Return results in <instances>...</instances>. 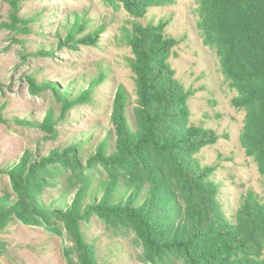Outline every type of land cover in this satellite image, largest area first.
Segmentation results:
<instances>
[{
	"label": "trees",
	"instance_id": "obj_1",
	"mask_svg": "<svg viewBox=\"0 0 264 264\" xmlns=\"http://www.w3.org/2000/svg\"><path fill=\"white\" fill-rule=\"evenodd\" d=\"M196 1L202 43L214 50L223 77L236 93L231 106L244 113L239 144L263 178L264 191V0ZM104 2L140 20L151 8L175 0ZM166 25L162 20L133 23L128 30L136 99L129 111L126 91L117 89L110 129L86 158L80 140L37 159L26 151L0 171L8 176L14 194L13 199L0 197V230L13 217L28 226L63 224L72 242L67 264H101L81 229L93 217L114 233L134 235L146 264H264V202L248 190L232 220L224 216L213 169L197 158L214 137L190 122V92L168 63L174 41L165 34ZM87 27L75 17L64 26L58 46L94 45L99 30L87 32ZM23 30L29 32L26 26ZM40 55L52 57V51L34 53ZM104 78L100 73L89 86L74 91L28 77L33 95L53 87L59 116L49 110L42 122H18L54 136L70 110L92 102V90ZM66 171L72 174L73 189L66 188L59 199L46 204L43 189ZM94 173L104 177L93 183Z\"/></svg>",
	"mask_w": 264,
	"mask_h": 264
},
{
	"label": "rangeland",
	"instance_id": "obj_2",
	"mask_svg": "<svg viewBox=\"0 0 264 264\" xmlns=\"http://www.w3.org/2000/svg\"><path fill=\"white\" fill-rule=\"evenodd\" d=\"M75 17L87 22V32L99 30L98 41L76 49L59 47L64 26ZM160 20L167 23L165 34L174 41L168 63L175 78L190 92V122L214 137L197 158L201 165L213 169L224 216L232 220L248 190L264 202L263 178L239 144L244 113L231 106L236 93L223 77L214 50L202 43L196 26V0H175L172 5L151 8L140 20L104 0H0V171L17 163L26 151L37 159L80 140L84 141L86 158L110 129L117 89L126 91L129 111L136 99L128 63L132 56L126 40L128 30L133 23L146 25ZM25 26L28 33L23 30ZM39 49L52 51V57L34 56ZM100 73L105 78L92 90V102L70 110L66 119L58 122L54 136L18 122H42L49 110L59 116L60 104L53 87L46 86L41 94L33 95L28 77L77 91L89 86ZM71 175L66 171L53 176L49 180L53 185L45 186L41 199L48 204L59 199L66 188L72 190ZM103 177L94 173L93 183ZM4 195L14 197L8 176L0 172V197ZM81 229L93 245L97 262L146 264L134 235L114 233L96 217L81 224ZM70 237L61 223L28 226L13 217L0 230V264H67Z\"/></svg>",
	"mask_w": 264,
	"mask_h": 264
}]
</instances>
